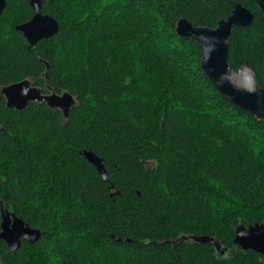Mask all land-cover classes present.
<instances>
[{
	"label": "trees",
	"instance_id": "1",
	"mask_svg": "<svg viewBox=\"0 0 264 264\" xmlns=\"http://www.w3.org/2000/svg\"><path fill=\"white\" fill-rule=\"evenodd\" d=\"M29 1L0 15V222L7 210L40 237L14 253L0 241V264H264L233 245L237 226L264 224V123L222 98L200 44L175 33L181 18L213 29L230 1L246 7L227 62L264 90L256 0H41L58 31L34 46L16 31ZM23 80L70 93L69 116L7 108L1 89Z\"/></svg>",
	"mask_w": 264,
	"mask_h": 264
},
{
	"label": "water",
	"instance_id": "2",
	"mask_svg": "<svg viewBox=\"0 0 264 264\" xmlns=\"http://www.w3.org/2000/svg\"><path fill=\"white\" fill-rule=\"evenodd\" d=\"M264 13V0H256ZM232 11L226 19L220 20L213 29L194 27L186 19L181 18L175 26V33L180 39L192 40L200 44L202 57L199 65L206 78L213 84L219 94L236 108L264 123V90L257 81L252 69L244 65L237 71L227 62L228 38L233 28L248 27L253 21L252 12L239 3L230 1ZM33 16L28 22L16 27V31L34 46L37 42L49 39L58 31V22L47 14L40 12L41 0H30ZM6 6L0 0V15ZM48 68V65L46 66ZM6 107L22 111L30 103L44 102L51 110L60 111L64 118L69 116L75 105L74 97L63 92L43 93L42 89L28 80L8 85L1 89ZM84 158L94 166L99 176L106 180L107 173L100 158L93 152L82 153ZM0 241H3L11 253L19 249L21 242L34 243L40 237L38 230L28 227L25 222L7 210L1 209ZM233 245L246 251L251 250L264 257V224H253L248 227L239 225L234 230ZM195 242L211 244L207 238L194 239ZM218 249V245L215 244ZM224 253V250L221 252Z\"/></svg>",
	"mask_w": 264,
	"mask_h": 264
}]
</instances>
